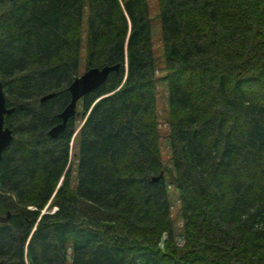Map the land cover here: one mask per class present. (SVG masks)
I'll return each mask as SVG.
<instances>
[{"label": "trees", "instance_id": "1", "mask_svg": "<svg viewBox=\"0 0 264 264\" xmlns=\"http://www.w3.org/2000/svg\"><path fill=\"white\" fill-rule=\"evenodd\" d=\"M156 4L159 54L146 0H0L4 264H264V0Z\"/></svg>", "mask_w": 264, "mask_h": 264}, {"label": "water", "instance_id": "2", "mask_svg": "<svg viewBox=\"0 0 264 264\" xmlns=\"http://www.w3.org/2000/svg\"><path fill=\"white\" fill-rule=\"evenodd\" d=\"M118 64H104L100 67L90 66L85 68L81 73L75 75L69 82L67 89L69 92V100L64 107L58 112L57 116L60 121L51 125L47 129V134L50 137H55L65 125L66 120L75 113L76 101L85 93L93 90L100 85L106 78L107 74L111 70L117 69ZM53 92H47L39 97V100L50 97ZM12 110L11 106L4 104V96L2 91V85L0 81V154L2 150L9 144L11 139V130L7 126H3V115L9 113ZM157 176H153L155 179ZM8 214H6L7 216ZM0 264H4L0 261Z\"/></svg>", "mask_w": 264, "mask_h": 264}, {"label": "rangeland", "instance_id": "3", "mask_svg": "<svg viewBox=\"0 0 264 264\" xmlns=\"http://www.w3.org/2000/svg\"><path fill=\"white\" fill-rule=\"evenodd\" d=\"M146 2H147L149 21L151 25L150 31H151L152 49L155 54H159L161 41H160L159 19L157 17V4H156V0H146ZM85 20H86V8L83 9V13H82V21L84 22V24H85ZM165 100H166L165 85L161 81H158L155 87V106L158 114L159 130L161 131V134H164L166 132V125L164 124V117L166 112ZM80 111L81 110L76 111V116L81 114ZM159 153L162 161H165L168 158V154H169L168 146L164 136H161L159 139ZM172 205L173 206L171 208V211L173 212L175 206L177 205V201L174 200V202H172Z\"/></svg>", "mask_w": 264, "mask_h": 264}]
</instances>
